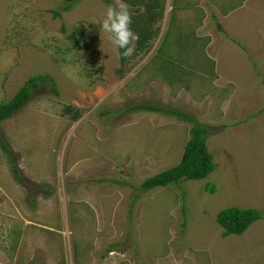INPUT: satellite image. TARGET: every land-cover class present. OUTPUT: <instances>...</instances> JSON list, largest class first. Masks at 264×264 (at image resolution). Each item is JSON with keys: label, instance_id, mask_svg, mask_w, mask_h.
<instances>
[{"label": "rangeland", "instance_id": "obj_1", "mask_svg": "<svg viewBox=\"0 0 264 264\" xmlns=\"http://www.w3.org/2000/svg\"><path fill=\"white\" fill-rule=\"evenodd\" d=\"M65 3L0 0V102L50 78L0 125V264H264V219L230 236L216 220L264 215V0H166L150 50L122 66L108 5ZM141 105L208 129L207 179L139 189L180 165L194 127Z\"/></svg>", "mask_w": 264, "mask_h": 264}, {"label": "trees", "instance_id": "obj_2", "mask_svg": "<svg viewBox=\"0 0 264 264\" xmlns=\"http://www.w3.org/2000/svg\"><path fill=\"white\" fill-rule=\"evenodd\" d=\"M82 1L83 0H66V3L60 9H63L66 13L71 12L75 9V6ZM103 1L108 6L113 4L111 0ZM123 2L134 7L133 10L137 13V15L132 16V24L130 25L131 30L139 37L134 45V53L132 56H141L150 50V45L153 44L152 41L156 38L159 28H155V25L162 20L165 13L166 0H123ZM187 7L188 5L178 7L173 3L171 13L174 15L180 13L181 16H184L182 11L187 13ZM55 13L57 16H61L60 12ZM62 28L64 30V26ZM83 34L84 31L80 32L79 37L82 38ZM122 52L123 49H119L121 66L125 62H128V57H123ZM119 72L124 73V68L122 67ZM47 79L50 78L44 75L35 76L25 83L11 100L8 102H0V125L3 121L11 119L25 102L30 100L31 89L38 88L40 85L39 81ZM54 90L55 93H57L56 89ZM70 108L71 107H66V114L72 115L74 121L79 120L81 112L79 110L72 111ZM139 108L162 115L176 117L181 121H186L194 125L192 129L193 137L185 146L181 162L179 163L180 165L147 179L143 184L145 190L178 185L183 181L203 180L215 170L216 166L206 143L209 137V131L205 126L199 125L195 118L182 111L167 110L158 105L136 106L134 110ZM2 146L10 156L12 153L10 148L6 144ZM13 172L19 180H22L19 176L17 167L13 166ZM31 205L34 206L32 202ZM258 209L231 207L221 210L218 214V222L225 229L224 235H241L253 222L264 219L262 211ZM183 213L186 214V211H183Z\"/></svg>", "mask_w": 264, "mask_h": 264}, {"label": "clouds", "instance_id": "obj_3", "mask_svg": "<svg viewBox=\"0 0 264 264\" xmlns=\"http://www.w3.org/2000/svg\"><path fill=\"white\" fill-rule=\"evenodd\" d=\"M131 24H132V16L128 10V6L123 2V0H114V3L112 5H109L106 9L105 16H104L102 23H101V29L103 32L109 34V39H110L112 45L116 49H123V52H122L123 57H130L133 55L134 47H132L131 45H133L134 41H137L139 39V37L131 30V28H130ZM180 162H181V160H180ZM208 176H207V178H208ZM149 178H151V177H149ZM149 178H147V179H149ZM207 178H205V179H207ZM205 179H203V180H205ZM146 180H144L141 183V185L139 186V189L141 191H145V192L152 191L151 189L150 190L144 189L143 184ZM194 181H198V180H194ZM183 182H186V181H183ZM166 187H168V186H166ZM159 188H165V187H159ZM212 189H213V193L218 192V194H219V190L216 191V188L214 186H211L210 191H212ZM240 207L242 208V207H246V206H244V204H243V206H240ZM247 208H255V207H247ZM216 220H217V226L220 227L221 229H223V233H224L225 229L218 222V215H217ZM255 222H257V221H255ZM230 235H233V234H229L228 236H230ZM234 235H238V234H234ZM109 250L110 249H107V252ZM114 251L118 252L117 250H112V251H109L108 253L111 254Z\"/></svg>", "mask_w": 264, "mask_h": 264}]
</instances>
